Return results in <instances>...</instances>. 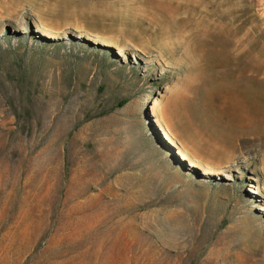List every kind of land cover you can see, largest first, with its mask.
I'll return each mask as SVG.
<instances>
[{
	"label": "rangeland",
	"instance_id": "obj_1",
	"mask_svg": "<svg viewBox=\"0 0 264 264\" xmlns=\"http://www.w3.org/2000/svg\"><path fill=\"white\" fill-rule=\"evenodd\" d=\"M0 264H264V0H0Z\"/></svg>",
	"mask_w": 264,
	"mask_h": 264
},
{
	"label": "bare ground",
	"instance_id": "obj_2",
	"mask_svg": "<svg viewBox=\"0 0 264 264\" xmlns=\"http://www.w3.org/2000/svg\"><path fill=\"white\" fill-rule=\"evenodd\" d=\"M41 31V30H40ZM42 34L46 35V36H49L46 32L42 31ZM52 35V34H51ZM100 42V41H99ZM104 45H110L109 43L107 42H100ZM248 109V108H247ZM165 137L167 138V140H169L170 142H172L171 138L169 137V135L167 133H165ZM180 155H181V158L182 159H188V156L185 152L179 150L178 152ZM192 167H200L202 169V173L206 174V175H211V174H214L215 171L213 170L212 167H208V166H200L199 163L197 162L196 159H192V163L190 164Z\"/></svg>",
	"mask_w": 264,
	"mask_h": 264
},
{
	"label": "water",
	"instance_id": "obj_3",
	"mask_svg": "<svg viewBox=\"0 0 264 264\" xmlns=\"http://www.w3.org/2000/svg\"><path fill=\"white\" fill-rule=\"evenodd\" d=\"M96 44H98V43H96ZM173 154L176 155L175 157H178V159H181V156L179 155L176 147H173ZM179 161H181V160H179ZM182 161L186 162L187 160H182Z\"/></svg>",
	"mask_w": 264,
	"mask_h": 264
}]
</instances>
